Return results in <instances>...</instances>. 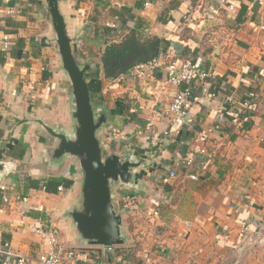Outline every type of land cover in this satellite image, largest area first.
<instances>
[{
  "label": "crops",
  "instance_id": "obj_1",
  "mask_svg": "<svg viewBox=\"0 0 264 264\" xmlns=\"http://www.w3.org/2000/svg\"><path fill=\"white\" fill-rule=\"evenodd\" d=\"M58 7L78 61L98 72L87 80L94 106L110 117L103 146L144 160L138 186L113 190L128 239L111 252L79 239L68 216L80 200L79 164L49 160L56 139L38 121L66 133L74 125L46 1L0 0V243L32 261L49 248L30 229L36 224L56 226L59 240L78 250L77 264H264V0H58ZM134 28L168 42L157 63L104 78L105 45ZM187 59L211 72L205 83L217 96L194 83L192 122L171 125L165 108L175 87L165 66ZM217 109L244 115L217 128ZM53 182L63 191H48ZM128 192L138 201L124 210Z\"/></svg>",
  "mask_w": 264,
  "mask_h": 264
},
{
  "label": "water",
  "instance_id": "obj_2",
  "mask_svg": "<svg viewBox=\"0 0 264 264\" xmlns=\"http://www.w3.org/2000/svg\"><path fill=\"white\" fill-rule=\"evenodd\" d=\"M51 25L55 34L62 68L70 83L71 115L73 128L69 133L56 130L38 120L45 131L56 139L48 151L50 161L65 156L77 160L81 172L80 200L69 212L72 223L81 241L104 248L127 243L122 232V212L113 204V190L118 185L138 186L135 169L144 163L135 160L129 153L118 154L106 151L100 132L109 123L104 109H97L92 101L88 76L97 77L89 63H80L74 54L58 0H45ZM3 169L0 163V171Z\"/></svg>",
  "mask_w": 264,
  "mask_h": 264
},
{
  "label": "built area",
  "instance_id": "obj_3",
  "mask_svg": "<svg viewBox=\"0 0 264 264\" xmlns=\"http://www.w3.org/2000/svg\"><path fill=\"white\" fill-rule=\"evenodd\" d=\"M9 2V0H5ZM12 8L7 9V13H11ZM2 47L1 50H5L8 46V35L4 34L2 36ZM158 58L153 59L151 62L147 63L149 65H154L157 63ZM165 80L168 84L175 87V93L165 108V116L171 125H189L192 122L190 117V109L194 103L192 98V85L196 82H200L201 93L209 95L210 97H216L217 92L211 91L206 86L205 80L211 75V72L205 67L200 66L198 63L193 62L190 59L183 61H170L165 66ZM249 98H253L255 93L253 91L248 92ZM226 101H231L230 97H226ZM243 106H247L248 102H243ZM216 118V127L221 128L223 122L235 115L232 111H224L222 109H217L214 111ZM234 120V119H233ZM150 125H147V128ZM167 134L168 131H164ZM193 157H188L184 160V166L190 167L193 163ZM169 176H175L174 171L169 172ZM188 177L192 180L198 178L196 173H188ZM166 180V179H165ZM0 189L4 190L5 186L0 185ZM57 191H63V186L58 185ZM7 201V198H4ZM138 201V195L136 193H124L120 196L121 207L125 210L133 208ZM154 214H156V209H153ZM32 232L38 234L46 240L49 248L41 253H38L35 258L31 261L27 256L13 251L9 243H0V264H77L79 259V252L74 247L65 245L61 240H59L60 231L54 226L49 230H44L41 226L32 224L30 225ZM246 228L244 227L243 230ZM108 251H112V248H106Z\"/></svg>",
  "mask_w": 264,
  "mask_h": 264
},
{
  "label": "trees",
  "instance_id": "obj_4",
  "mask_svg": "<svg viewBox=\"0 0 264 264\" xmlns=\"http://www.w3.org/2000/svg\"><path fill=\"white\" fill-rule=\"evenodd\" d=\"M167 43L157 36L143 35L137 28L130 29L119 41L105 45L101 54L104 78L116 79L139 64H147L159 58ZM243 115L235 113L232 118L239 119ZM57 185L56 182L48 183L47 190L55 192Z\"/></svg>",
  "mask_w": 264,
  "mask_h": 264
},
{
  "label": "rangeland",
  "instance_id": "obj_5",
  "mask_svg": "<svg viewBox=\"0 0 264 264\" xmlns=\"http://www.w3.org/2000/svg\"><path fill=\"white\" fill-rule=\"evenodd\" d=\"M119 249V248H118Z\"/></svg>",
  "mask_w": 264,
  "mask_h": 264
}]
</instances>
